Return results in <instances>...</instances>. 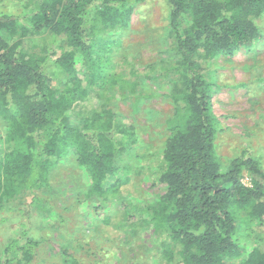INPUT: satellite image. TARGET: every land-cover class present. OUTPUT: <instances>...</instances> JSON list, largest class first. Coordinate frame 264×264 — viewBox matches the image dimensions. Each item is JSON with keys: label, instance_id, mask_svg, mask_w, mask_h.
I'll use <instances>...</instances> for the list:
<instances>
[{"label": "trees", "instance_id": "16d2710c", "mask_svg": "<svg viewBox=\"0 0 264 264\" xmlns=\"http://www.w3.org/2000/svg\"><path fill=\"white\" fill-rule=\"evenodd\" d=\"M34 1L37 8L26 15L0 13V119L7 126L0 146V199L36 169H48L64 140L72 143L79 166L88 171L91 192L102 195L104 187L123 184L121 177H111L120 170L119 157L135 130L117 128L116 113L103 102L88 106L92 97L103 101L100 91L105 89L92 56L107 27L126 29L133 7L144 0ZM166 3L179 57L171 71L182 76L175 104L185 120L170 128L156 177L165 192L150 223L163 244L161 262L264 264V233L245 253L238 237L243 222L264 225V168L249 147L241 146L221 170L214 149L219 125L202 69L258 37L249 16L264 10V0ZM42 32L52 38L51 47L43 53L28 50V37ZM78 63L90 68L84 79ZM244 175L248 183H243ZM18 243L15 239L0 246V264L30 262L38 243ZM68 264L81 263L68 256Z\"/></svg>", "mask_w": 264, "mask_h": 264}, {"label": "rangeland", "instance_id": "374dc122", "mask_svg": "<svg viewBox=\"0 0 264 264\" xmlns=\"http://www.w3.org/2000/svg\"><path fill=\"white\" fill-rule=\"evenodd\" d=\"M35 4L0 0V13L26 15ZM249 18L258 37L202 65L210 83V110L219 125L214 149L222 171L241 146L249 147L264 168V10ZM51 44L45 32L27 39V49L37 53ZM95 52L93 68L99 66L95 72L104 79L105 89L98 88L103 101L95 96L88 106L103 102L116 113L117 128L135 130L119 157L120 170L111 177L124 182L104 187L102 195L92 193L88 171L79 166L72 143L64 140L48 169H36L21 187L0 199V246L15 239L19 245L30 239L38 243L27 264H68V256L81 264H163V244L150 223L151 211L165 192L156 177L170 128L183 126L185 120L175 104L182 76L171 71L179 57L173 50L166 0L135 5L127 28L107 27ZM78 64L79 78L84 79L90 68ZM6 134L0 119V146ZM242 181L249 179L244 175ZM263 233L264 225L243 222L238 233L242 253Z\"/></svg>", "mask_w": 264, "mask_h": 264}]
</instances>
